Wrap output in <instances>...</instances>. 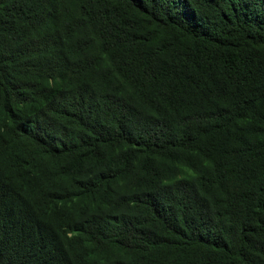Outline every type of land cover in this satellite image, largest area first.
Returning a JSON list of instances; mask_svg holds the SVG:
<instances>
[{"label":"trees","instance_id":"trees-1","mask_svg":"<svg viewBox=\"0 0 264 264\" xmlns=\"http://www.w3.org/2000/svg\"><path fill=\"white\" fill-rule=\"evenodd\" d=\"M0 264H264V0H0Z\"/></svg>","mask_w":264,"mask_h":264}]
</instances>
